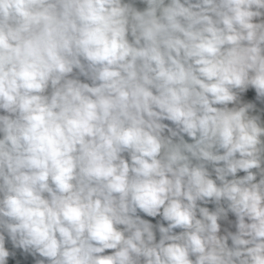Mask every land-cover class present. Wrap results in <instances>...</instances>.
Listing matches in <instances>:
<instances>
[{
    "label": "clouds",
    "instance_id": "9594fccd",
    "mask_svg": "<svg viewBox=\"0 0 264 264\" xmlns=\"http://www.w3.org/2000/svg\"><path fill=\"white\" fill-rule=\"evenodd\" d=\"M0 264H264V0H0Z\"/></svg>",
    "mask_w": 264,
    "mask_h": 264
}]
</instances>
